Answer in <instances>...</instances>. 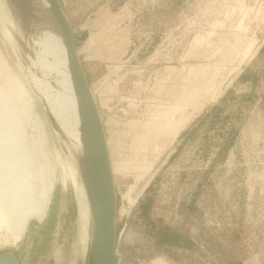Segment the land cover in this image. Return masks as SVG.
Masks as SVG:
<instances>
[{
    "label": "rangeland",
    "instance_id": "1",
    "mask_svg": "<svg viewBox=\"0 0 264 264\" xmlns=\"http://www.w3.org/2000/svg\"><path fill=\"white\" fill-rule=\"evenodd\" d=\"M59 1L109 142L119 214L125 216L118 217V229L126 226L121 264H217L264 254V50L258 53L264 0ZM107 8L128 14L116 39L100 36ZM2 25L0 109L5 98L18 117L11 130L16 136L22 131L18 147L28 159L35 156L38 193L52 192L44 222L32 221L23 243L0 253L13 251L22 264H87L65 150ZM247 66L256 81L245 86L238 75ZM187 118L183 130L195 118L187 131L162 149L170 121ZM158 141L159 154L149 157L158 161L147 169L140 165L144 147L151 153ZM233 146V166H224ZM141 201L152 203L147 217ZM182 225L184 252L159 242L162 228L174 235ZM193 225L210 241L209 254L190 245Z\"/></svg>",
    "mask_w": 264,
    "mask_h": 264
},
{
    "label": "bare ground",
    "instance_id": "2",
    "mask_svg": "<svg viewBox=\"0 0 264 264\" xmlns=\"http://www.w3.org/2000/svg\"><path fill=\"white\" fill-rule=\"evenodd\" d=\"M34 6L39 16L44 17L49 13V5L44 0L35 1ZM0 18L3 23L2 29L13 46L14 56L18 59V67L30 83L34 84L33 87L35 86L37 93L44 101L45 109L58 127L56 134L66 153L65 178L70 180L76 196L77 237L82 256L88 259L87 264H92L91 216L78 164L83 156V144L62 38L54 26L43 23L36 26L32 34L25 37L14 22L6 0H0ZM25 67L27 72H30L29 75ZM4 100H1L3 102L0 109V142L4 146L2 150H6L5 156L3 154L0 157V250L17 248L26 237L32 221L39 224L44 222L49 209V201L46 202V200L51 197L52 192V188H49L46 193L40 191L38 193L36 182L39 171L36 168L35 156L33 159L29 155L28 159L24 148L22 150L18 147L20 143H23V133L19 131L16 136L15 131L11 130V126L16 124L14 120L18 117L14 119L12 107ZM184 121L185 123L170 121L166 142L161 146L162 149L176 139L190 118ZM3 151L0 150L1 155ZM28 162L30 164L26 167Z\"/></svg>",
    "mask_w": 264,
    "mask_h": 264
},
{
    "label": "water",
    "instance_id": "3",
    "mask_svg": "<svg viewBox=\"0 0 264 264\" xmlns=\"http://www.w3.org/2000/svg\"><path fill=\"white\" fill-rule=\"evenodd\" d=\"M6 1L14 22L25 37L43 23L54 26L62 38L83 144V156L78 164L91 216L92 264H121V241L126 226L122 230L118 229L121 209L112 156L99 105L80 60L71 23L59 0H44L49 5V13L44 17L39 16L34 6L37 0ZM45 110L53 129L58 131L52 116ZM0 264L21 263L15 252L6 251L0 253Z\"/></svg>",
    "mask_w": 264,
    "mask_h": 264
},
{
    "label": "crops",
    "instance_id": "4",
    "mask_svg": "<svg viewBox=\"0 0 264 264\" xmlns=\"http://www.w3.org/2000/svg\"><path fill=\"white\" fill-rule=\"evenodd\" d=\"M127 16H128V14L124 13V11H114V10H111L110 8H107L105 10L103 16H102L101 25L103 26V28H102V31L100 32V36L101 37L103 36V38H106V39H108V38L116 39L117 34L121 33V31H117V30L120 28L121 24H124L123 21L126 20ZM108 41H110V40H108ZM261 50L262 51L264 50V46L258 50V53ZM191 67H196V66H191ZM183 71H185V70L183 69ZM251 73H252V69L250 68V66H247V68H245V71L242 70L241 73L238 75L239 81L245 86H248L250 84L253 85L254 84L253 82H255L256 80L253 78V75ZM241 77H242V80H240ZM216 116H217V114H216ZM194 119H193V121H194ZM191 123L187 126V128L185 130H183L181 132V134L184 133L185 131H187V129L191 125ZM190 131L194 134L196 131V126H192L190 128ZM159 143H160V141H158V144L155 147H153L154 149H152L153 152H151V153H147L148 148L144 147V151H145L146 155H144V158L141 161L139 160L141 163L140 165L143 166L145 164L147 169H150L151 167L154 166V164L158 160L156 162H153L152 159H150L149 157L150 156L154 157V156H157L159 154V152H160V150L158 148ZM233 157H234V146L231 147V149L228 151L227 157L224 161V166L232 167L233 166ZM183 172L184 171H182L181 180L186 181L187 179H189V175L184 174ZM203 178L209 179V178H211V176L206 175ZM213 226H215V225H213ZM179 228L180 229H175L176 233H174L175 236L179 237V240H180L179 245H177L175 247L174 245H170V244H165V243H161V244L166 245V247H170V248H179L180 251L184 252V250H186L185 247H186L187 243L184 242L185 237H186L185 233H183L181 230L182 229L185 230L186 227H183V225H182ZM163 231L170 233L169 232L170 230L168 228H162L161 232H163ZM190 231L192 232L191 233L192 235L190 236L189 240L191 242L190 245L193 246V249H196L197 252L201 253V255L209 254L210 253V249H209L210 241L202 237L203 231L195 225L192 226ZM201 250H203V251H201ZM185 252H188V251H185ZM193 254H195L194 257L197 259V261H199V259H200L199 254H197V253H193ZM19 261L21 263L20 259H19ZM157 261L160 262L161 264H169V262L166 263L163 260H156V261L152 262V264H155ZM215 261L217 262V264H264V254H260V255L257 254L254 256L252 255L249 258H240V259H233L231 257H224L222 259H216ZM184 264H185V262H184ZM205 264H213V263H205Z\"/></svg>",
    "mask_w": 264,
    "mask_h": 264
},
{
    "label": "trees",
    "instance_id": "5",
    "mask_svg": "<svg viewBox=\"0 0 264 264\" xmlns=\"http://www.w3.org/2000/svg\"><path fill=\"white\" fill-rule=\"evenodd\" d=\"M260 53H262V50L260 51ZM240 80H242V77L240 78ZM152 186H150L148 188V190L151 188ZM147 190V191H148ZM140 211L142 213L143 216L147 217L149 216L151 210H152V203L151 202H140ZM168 232L163 231L161 232L162 236H161V241L159 240V242L161 243H165V244H170V245H174L177 246L179 245V237L175 236V235H170L167 234Z\"/></svg>",
    "mask_w": 264,
    "mask_h": 264
}]
</instances>
